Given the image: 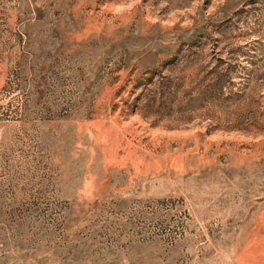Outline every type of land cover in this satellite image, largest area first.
Here are the masks:
<instances>
[{
    "label": "rangeland",
    "instance_id": "obj_1",
    "mask_svg": "<svg viewBox=\"0 0 264 264\" xmlns=\"http://www.w3.org/2000/svg\"><path fill=\"white\" fill-rule=\"evenodd\" d=\"M0 264H264V0H0Z\"/></svg>",
    "mask_w": 264,
    "mask_h": 264
}]
</instances>
